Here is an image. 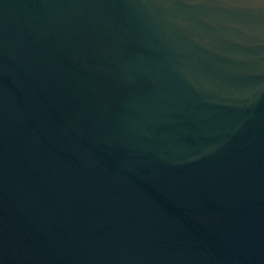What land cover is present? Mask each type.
<instances>
[{"label": "water", "instance_id": "1", "mask_svg": "<svg viewBox=\"0 0 264 264\" xmlns=\"http://www.w3.org/2000/svg\"><path fill=\"white\" fill-rule=\"evenodd\" d=\"M0 264H264V0H0Z\"/></svg>", "mask_w": 264, "mask_h": 264}]
</instances>
